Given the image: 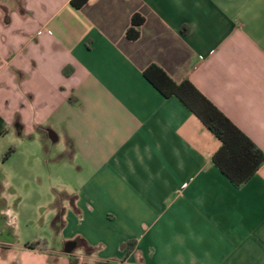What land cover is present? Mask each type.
<instances>
[{
    "label": "crops",
    "instance_id": "0c3cea01",
    "mask_svg": "<svg viewBox=\"0 0 264 264\" xmlns=\"http://www.w3.org/2000/svg\"><path fill=\"white\" fill-rule=\"evenodd\" d=\"M71 1L0 0V154L13 128L46 149L64 134L86 177L56 210L64 249L0 229V260L79 264L83 248V264H264V166L235 187L212 161L220 141L144 75L189 79L264 150V0Z\"/></svg>",
    "mask_w": 264,
    "mask_h": 264
},
{
    "label": "rangeland",
    "instance_id": "374dc122",
    "mask_svg": "<svg viewBox=\"0 0 264 264\" xmlns=\"http://www.w3.org/2000/svg\"><path fill=\"white\" fill-rule=\"evenodd\" d=\"M59 138V142L49 143L46 149L38 131L23 135L13 128L6 136V148L0 154V182L10 180L12 187L8 191L12 198L0 199V207L11 206L19 219L13 230L4 216L0 218L3 238L15 235L21 244L40 239L50 248L64 249L63 240L56 234L59 225L55 224L56 210H73L74 196L80 192L86 177L79 174V162L73 159L66 136L60 134ZM11 148L17 151L5 161L3 155ZM65 200L69 207L64 206Z\"/></svg>",
    "mask_w": 264,
    "mask_h": 264
},
{
    "label": "trees",
    "instance_id": "16d2710c",
    "mask_svg": "<svg viewBox=\"0 0 264 264\" xmlns=\"http://www.w3.org/2000/svg\"><path fill=\"white\" fill-rule=\"evenodd\" d=\"M88 1L72 0L71 5L81 9ZM138 17L140 16H133L132 27L127 32V36L133 40L139 38L140 33L137 28L145 21L144 18L138 19ZM144 75L163 96L177 97L220 141L221 146L214 153L212 161L235 187L245 186L264 166V150L259 148L189 79L177 83L157 64H151ZM15 151V148H11L4 155V160L10 158ZM25 248L45 252L46 244L38 239L27 243Z\"/></svg>",
    "mask_w": 264,
    "mask_h": 264
},
{
    "label": "clouds",
    "instance_id": "9594fccd",
    "mask_svg": "<svg viewBox=\"0 0 264 264\" xmlns=\"http://www.w3.org/2000/svg\"><path fill=\"white\" fill-rule=\"evenodd\" d=\"M0 184H3L5 191L3 193H0V199L9 200L12 198V194L9 193L8 189L12 187V184L9 179H5L3 182H0ZM69 194L71 191H69ZM64 206L69 207V202L67 200L64 201ZM0 216H4L6 218V223L9 227L13 228V230L17 227V221L19 219V214L15 211L14 208L11 206L0 209ZM85 255L83 248H77L72 254L71 257H74L79 261V264H83L82 257ZM95 254L93 253L91 256H89L90 261L94 258ZM16 262V264H23L22 259L17 256H12L9 260H0V264H13V262Z\"/></svg>",
    "mask_w": 264,
    "mask_h": 264
},
{
    "label": "water",
    "instance_id": "95a60500",
    "mask_svg": "<svg viewBox=\"0 0 264 264\" xmlns=\"http://www.w3.org/2000/svg\"><path fill=\"white\" fill-rule=\"evenodd\" d=\"M49 138L51 139L52 142H57V135L52 132V131H49ZM77 246V243L75 241H70L68 242L66 245H65V252L70 254L72 253L75 248Z\"/></svg>",
    "mask_w": 264,
    "mask_h": 264
}]
</instances>
